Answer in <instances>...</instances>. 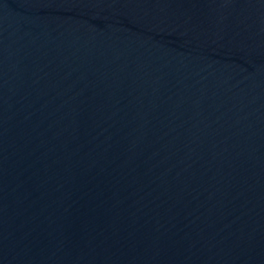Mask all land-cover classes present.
Wrapping results in <instances>:
<instances>
[{
    "label": "water",
    "instance_id": "95a60500",
    "mask_svg": "<svg viewBox=\"0 0 264 264\" xmlns=\"http://www.w3.org/2000/svg\"><path fill=\"white\" fill-rule=\"evenodd\" d=\"M0 264H264V0H0Z\"/></svg>",
    "mask_w": 264,
    "mask_h": 264
}]
</instances>
